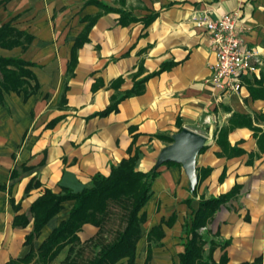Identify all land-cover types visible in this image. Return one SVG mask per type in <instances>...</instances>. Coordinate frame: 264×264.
<instances>
[{
	"label": "crops",
	"instance_id": "obj_1",
	"mask_svg": "<svg viewBox=\"0 0 264 264\" xmlns=\"http://www.w3.org/2000/svg\"><path fill=\"white\" fill-rule=\"evenodd\" d=\"M236 10L242 46L260 63L239 92L223 93L211 82L209 34L196 21ZM5 25L15 33L0 57L24 61L29 89L36 88L26 97L1 91L0 264H37L41 242L67 217L72 201L25 242L30 206L45 190L91 187L93 175L107 176L134 152L136 169L147 172L182 127L210 140L196 157L197 184L189 190L179 164L157 169L139 211L136 264L156 225L163 236L150 241L148 264H179L199 201L227 193L199 229L203 259L264 264V0H0ZM223 127L224 149L216 141ZM96 230L84 224L77 235L84 241ZM67 250L46 264H62Z\"/></svg>",
	"mask_w": 264,
	"mask_h": 264
},
{
	"label": "trees",
	"instance_id": "obj_2",
	"mask_svg": "<svg viewBox=\"0 0 264 264\" xmlns=\"http://www.w3.org/2000/svg\"><path fill=\"white\" fill-rule=\"evenodd\" d=\"M13 33L15 31L8 26H2L0 45H3ZM13 42H10L9 46L14 45ZM77 46L79 43H75L72 48L69 68L75 63L74 51ZM25 65L24 61L17 58L0 57V101L2 90L23 91L25 97L35 92L36 86L29 89L25 79L31 78ZM137 92V89H134L125 96ZM115 106V103L110 104L97 115H107L115 110ZM228 132L229 127H223L218 132L216 141L223 145V149ZM171 141V138H168V142ZM138 157V152H134L131 156L121 159L117 165L111 166L107 176L99 173L93 175L91 187L83 188L76 193L62 190L55 194L45 190L31 204L29 211L33 226L25 239V242L29 243L38 237L41 228L49 219L62 209L63 202L72 201L67 217L41 242L37 264H46L65 246H68V250L62 264H136L137 243L141 237L140 224L145 221L144 214H139V211L149 199L151 182L158 175V171L153 169L147 172L137 170ZM167 164L176 163L167 162L162 165ZM229 196L230 193H227L217 198L199 201L190 227L186 225L184 229L188 239L184 244V252L179 254V264H226L224 256L218 263L203 259L202 247L205 239L199 233V229L206 225L219 204ZM114 216H117L116 228L109 226ZM171 220L170 218L166 225H170ZM84 224H91L97 230L93 236L81 241L77 233ZM162 236L161 225L149 230L146 235L147 246L143 264H148L150 258V241L158 243ZM32 256V253L29 254V258Z\"/></svg>",
	"mask_w": 264,
	"mask_h": 264
},
{
	"label": "built area",
	"instance_id": "obj_3",
	"mask_svg": "<svg viewBox=\"0 0 264 264\" xmlns=\"http://www.w3.org/2000/svg\"><path fill=\"white\" fill-rule=\"evenodd\" d=\"M196 24L208 32L209 46L215 55L211 82L223 93L239 92L242 78L254 73L260 63L255 52L242 46L239 11L221 14L214 20L200 19Z\"/></svg>",
	"mask_w": 264,
	"mask_h": 264
},
{
	"label": "water",
	"instance_id": "obj_4",
	"mask_svg": "<svg viewBox=\"0 0 264 264\" xmlns=\"http://www.w3.org/2000/svg\"><path fill=\"white\" fill-rule=\"evenodd\" d=\"M171 142L162 147L155 160L153 170L162 164L172 162L179 164L189 182V190L193 191L198 178L196 173V157L199 151L209 144L210 140L203 134L188 127L170 135Z\"/></svg>",
	"mask_w": 264,
	"mask_h": 264
},
{
	"label": "rangeland",
	"instance_id": "obj_5",
	"mask_svg": "<svg viewBox=\"0 0 264 264\" xmlns=\"http://www.w3.org/2000/svg\"><path fill=\"white\" fill-rule=\"evenodd\" d=\"M117 224H118V223H117V216H114V217H113V222L110 223L109 226H111L112 228H116Z\"/></svg>",
	"mask_w": 264,
	"mask_h": 264
}]
</instances>
